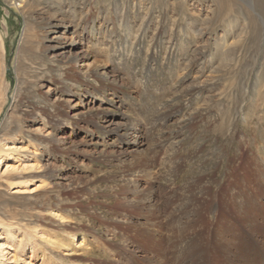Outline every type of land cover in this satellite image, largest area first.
<instances>
[{"label":"rangeland","instance_id":"obj_1","mask_svg":"<svg viewBox=\"0 0 264 264\" xmlns=\"http://www.w3.org/2000/svg\"><path fill=\"white\" fill-rule=\"evenodd\" d=\"M247 2L0 0V153L17 169L0 184L36 199L0 191V218H63L37 220L30 264H177L193 204L203 239L240 206L264 214V4ZM212 244L206 264H225Z\"/></svg>","mask_w":264,"mask_h":264},{"label":"bare ground","instance_id":"obj_2","mask_svg":"<svg viewBox=\"0 0 264 264\" xmlns=\"http://www.w3.org/2000/svg\"><path fill=\"white\" fill-rule=\"evenodd\" d=\"M3 1L7 3H11V5L23 4L24 7H29L30 2H32L33 0L31 1L30 0H3ZM214 1H216L219 4H222L226 2L227 0H214ZM253 1H258V4L260 3V5L264 4V0H253ZM251 8H252V5H251ZM257 16L260 17L259 14H257ZM263 27H264V24H263ZM92 28L93 27L91 26V31L93 30ZM57 36L54 37L53 35V37L51 38L49 36V33H47L45 35V40L49 44H53L57 40L58 38ZM54 47L51 45H48L47 51L53 50ZM65 49L69 52L72 49V45L71 44L67 45ZM76 59H78L77 55H76L75 60L73 59L74 62H76ZM11 101L9 103H11ZM27 112L29 116H31V114L35 115L36 111L34 110V106L33 108H30V110H28ZM0 114H1V111H0ZM2 116L3 114L0 116V129L3 128L1 131L7 130L8 125H9V123H6L5 121L6 118ZM13 147L11 146L7 149L3 148L4 150H6L5 151V153L7 152L6 154L5 153L2 154V152L0 153V180L1 179L3 180V177H6L8 176L9 173L12 174L14 173L15 170H17L13 166L6 167L4 163L6 162V156H9V155L14 156L13 153H15L16 151L14 149L15 147L14 148ZM2 180L0 181V183H2L3 185ZM4 184H5L4 187L0 184V191L8 192V195L10 196L9 202L13 204L15 203L23 204L24 202L28 203L32 200H36L34 199V197H31L34 192L33 190L29 191V190L21 189L20 185H15V183H11V184L9 183V185H6L7 184L6 182ZM196 204L192 205V207L194 208L193 212H189L187 214L185 213L186 216L187 215L190 216L188 217V220L185 225H181V223H178L177 226L175 227L172 226L171 232L173 236V241L171 240V242H173L174 249L176 248L179 249L178 253L175 254L176 255L175 259H177V264H184L183 263L184 260H186L189 264L208 263V261L204 257H206L205 256L206 242H209L210 239L212 240L213 242L212 245L214 246L213 253L216 255L218 253L219 256H221V258H225L223 260V261H226L225 264H236V260H237V264H255V262H253L254 252L251 249L259 246L262 248V251H264V241L262 239L264 236L262 235L264 231V223L261 224L260 222L264 220V214H262L261 207H258V203H254V204L252 203L248 207L240 206L237 211H231V212L228 211L227 213H225L223 215L225 216L224 219L226 220V221L224 220L225 224L220 225V226L217 225V227L214 229V231L209 236H205L206 239H203V236L201 235V232L199 230H196L198 224L197 225L195 224L196 222L195 217L196 218L198 217L197 215L200 210V209L196 210L197 209L196 208L197 206H195ZM28 205L18 206V209L13 208L11 210L10 215L8 216L5 212L1 213V216H3L4 219L0 218V264H30V259L31 257H33V250H34L33 242L39 241V242H44V244L47 243L45 240V233L42 230L38 229V226L36 225L37 220L42 219L43 217H46L45 214L46 215L48 214L49 216H52V217H56L59 220L63 219L55 212V210H47V208L44 209L45 208L44 207L43 208L44 210L36 212L32 204H31L32 207ZM180 215L181 213L175 215L178 220L180 219ZM238 222H241V223L236 227L234 224H237ZM247 236L253 238L251 240L252 241L251 243L248 241H245L246 240L245 238ZM25 250L27 251V253L24 254V258H20V254H23ZM185 256H187V258Z\"/></svg>","mask_w":264,"mask_h":264},{"label":"water","instance_id":"obj_3","mask_svg":"<svg viewBox=\"0 0 264 264\" xmlns=\"http://www.w3.org/2000/svg\"><path fill=\"white\" fill-rule=\"evenodd\" d=\"M10 60H11V54H10L8 60H7L5 73L7 74L9 80H12L11 72H10V70H9V67H10Z\"/></svg>","mask_w":264,"mask_h":264}]
</instances>
